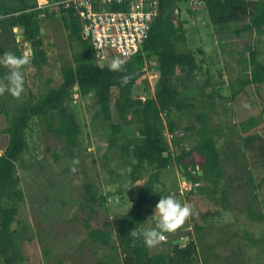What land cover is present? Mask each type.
<instances>
[{"label": "rangeland", "instance_id": "obj_1", "mask_svg": "<svg viewBox=\"0 0 264 264\" xmlns=\"http://www.w3.org/2000/svg\"><path fill=\"white\" fill-rule=\"evenodd\" d=\"M188 5L185 1L180 6L183 28L176 35L181 39L176 47L179 52H195L201 67L191 79H185V73L179 71L175 85L183 98H189L196 108L164 112L165 133L169 131V121L175 122L178 135L172 139L171 150L176 156L179 148L173 144L175 139L195 144L196 134L187 133L183 137L184 129L197 123V114L209 113L211 124L218 132L225 177L218 185L208 186L206 193L201 191L202 183L193 196L189 194L184 198L178 194L181 168L172 164L163 170L165 187L157 188L155 203L161 196L172 195L181 203H188L193 215L174 232L162 233L169 241L160 240L148 247L151 254L166 250L171 255L170 241L182 239L183 245L189 237L195 238V225H203L205 242L209 245L205 255L209 256L211 264H264V170L244 152L240 134L242 123L250 118L255 119L257 131L262 133L264 126V87L246 85L245 93L241 92L252 69L249 50H257V59L264 62V35L258 31L239 34L242 24L217 30L202 6L190 15ZM0 27L3 39L0 57L8 52L27 55V51L30 57V63L23 66L22 94L18 98L7 92L0 95L1 155L8 144V136L2 133L8 125V114L35 103L50 87L62 84V67L72 63L78 43H70L69 31L60 14L49 16L42 22L41 37L47 52L46 62L35 65L31 62L33 54L29 42L21 38V30L11 31L5 20ZM8 39L14 44L5 41ZM157 64L154 58L147 60V70L133 87L132 100L154 95L159 82ZM8 71L0 64V83L6 82ZM77 90L74 88L73 100L68 104L81 127L77 148L70 147L58 134L57 115L49 120L35 118L30 124L28 148L17 162L18 188L24 192V201L18 204L20 222L14 224L8 236L7 250L0 257V264H124L120 251L113 252L91 242L85 224L88 221L96 225L91 209L108 217L125 213L148 179L149 173H146L141 183L135 182L132 163L121 157L120 146L130 144L133 148L140 140L139 124L134 120L132 109L122 114L113 103V122H121L122 131L111 148L110 123L104 117H97L100 111L97 98L92 94L82 99ZM113 94L116 98L117 91ZM121 115H125L127 121H121ZM167 141L171 144L169 139ZM74 158L78 159L77 164H73ZM201 173L199 170L197 175ZM87 185L94 189L100 187L105 196L110 197L108 212L97 205L86 207L89 203ZM153 208H147L145 226L154 227L153 217H150ZM99 220L97 224H102Z\"/></svg>", "mask_w": 264, "mask_h": 264}, {"label": "trees", "instance_id": "obj_2", "mask_svg": "<svg viewBox=\"0 0 264 264\" xmlns=\"http://www.w3.org/2000/svg\"><path fill=\"white\" fill-rule=\"evenodd\" d=\"M184 2L185 0H161L159 15L155 19L143 51L129 58L111 52L110 61L106 60L101 65L90 38H84L85 22L74 8L60 6L41 10L37 7V0H0V13L7 16L4 20L8 27L11 31H14V28L23 30L24 39L32 45L33 64L42 65L46 62L47 52L41 38L42 22L51 15L62 16L69 31L70 43L72 45L78 43L72 56V63L62 67V84L50 87L43 98L35 103L24 105L17 111L9 113L8 125L2 130V133L8 136V144L0 155V257L6 253L8 236L14 224L20 222L18 204L24 201V192L18 188L17 162L28 148L27 134L30 124L35 118L48 119L57 115L58 134L70 147L77 148L80 145L81 127L76 114L68 108V104L73 100L74 88L78 86L77 93L82 99L92 94L97 98L100 106L97 117H104L105 121L110 123L111 148L116 145V138L122 131L121 122H113V103L122 114L132 109L134 120L139 124L140 140L133 148L130 144L120 146L121 157L132 163V177L135 182L141 183L143 175L149 173L148 179L138 191L136 200L125 213L114 217L104 215L105 219L99 220L104 216L91 209L92 214L96 216V225L88 221L85 224L91 242L113 252L120 251L124 264H211L209 256L205 255V248L209 245L207 246L205 242L206 228L203 225H195L197 233L195 238L189 237L183 247L180 243L170 241L173 249L171 255L166 250L151 254L150 248L144 242L142 230L148 221L147 208L156 205L154 197L157 188L165 187L162 171L172 164L178 165L185 176L204 183L201 191L205 193L208 186L218 185L225 177L217 139L218 132L211 124L209 113L197 114V123L184 129L185 135L196 134L198 139L195 144H188L185 139L182 142L180 138L175 139L173 144L179 148L176 156L171 150L172 143L169 144L165 135L164 112L171 110L183 112L196 108L189 98H183L175 85L179 71L185 73V79H191L201 67L195 52H179L176 47L177 42L181 40L177 39L176 35L178 32L181 33L183 28L180 6ZM203 3V9L217 30L242 24L239 34L242 32L252 34L258 31L264 35V0H204ZM176 9L180 10L178 15L175 13ZM193 11L196 10H192L188 5V13L193 15ZM4 20L0 21V25ZM0 30L2 33L1 27ZM2 40L0 37V41ZM5 41L13 43L9 39ZM199 52L203 54L201 49ZM249 52L251 53L249 65L252 69L250 77L244 80L241 92L245 90L246 85H254L261 89L264 87V62L257 59V50L250 49ZM16 55L21 56V53L17 52ZM115 57L124 61V71L110 70L109 65ZM152 58L158 62L155 66L159 75L156 91L146 100L140 98L132 100V91L139 78L138 74L145 72L147 60ZM125 75L129 79L127 83H122L121 78ZM114 90L117 91L116 98ZM262 115L264 118V112ZM120 119L123 122L127 121L125 115H121ZM168 124V130L174 135V139L178 135L175 132L176 124L171 120ZM255 124L253 118L242 123L241 146L254 164H258L263 171L264 126L261 133L254 129ZM197 166L202 173L192 176L190 168ZM86 189L89 193L87 197L89 203L86 207L97 205L108 212L110 197L105 196L100 187L94 189L92 185H87ZM194 193H191L192 196ZM122 202L124 203L123 198ZM98 220L102 224H97Z\"/></svg>", "mask_w": 264, "mask_h": 264}, {"label": "built area", "instance_id": "obj_3", "mask_svg": "<svg viewBox=\"0 0 264 264\" xmlns=\"http://www.w3.org/2000/svg\"><path fill=\"white\" fill-rule=\"evenodd\" d=\"M161 0H37V7L41 10L58 8H74L85 22V33L93 44L94 50L102 65L104 61H110L111 52H115L123 58H129L144 49V44L150 37L152 26L160 12ZM192 10H198V6H204V0H185ZM178 15L179 9L175 10ZM43 16H45L43 14ZM7 16L0 13V21ZM17 28H14V30ZM1 32V30H0ZM147 66V65H146ZM146 67L144 71H146ZM146 100L145 97H139ZM169 133V137L167 136ZM172 143L174 135L165 133ZM184 135V133H183ZM199 166L190 168L191 175L197 176ZM179 195H186L198 190L202 182L181 173ZM183 198V199H184ZM162 241L169 239L162 234ZM184 246V244L182 245Z\"/></svg>", "mask_w": 264, "mask_h": 264}, {"label": "clouds", "instance_id": "obj_4", "mask_svg": "<svg viewBox=\"0 0 264 264\" xmlns=\"http://www.w3.org/2000/svg\"><path fill=\"white\" fill-rule=\"evenodd\" d=\"M30 63L28 55L17 56L12 52L3 54L0 57V64L5 65L9 71L6 75V82L0 83V95L5 92L12 97L18 98L24 91L23 66ZM124 61L119 57L112 59L109 68L112 71L121 72ZM127 75L121 78L122 83H127ZM78 159H73V164H77ZM75 170V169H73ZM193 215L192 207L188 203H181L172 195L161 196L154 207V212L150 217H155V226H145L143 231L144 242L151 247L163 239L162 233L174 232L185 220Z\"/></svg>", "mask_w": 264, "mask_h": 264}, {"label": "water", "instance_id": "obj_5", "mask_svg": "<svg viewBox=\"0 0 264 264\" xmlns=\"http://www.w3.org/2000/svg\"><path fill=\"white\" fill-rule=\"evenodd\" d=\"M21 33H23V30H21ZM88 36V31H86V33L84 34V38H87ZM21 38L24 39V36L21 35ZM29 48L31 50V53L33 54V50H32V45L29 43ZM26 54L28 55L29 52L27 51ZM142 75V72H139L138 76ZM76 89H78V86L75 87ZM180 244H182V240L180 241Z\"/></svg>", "mask_w": 264, "mask_h": 264}, {"label": "crops", "instance_id": "obj_6", "mask_svg": "<svg viewBox=\"0 0 264 264\" xmlns=\"http://www.w3.org/2000/svg\"><path fill=\"white\" fill-rule=\"evenodd\" d=\"M155 207V206H154ZM154 209V208H153ZM152 221H153V224H154V226H155V223H156V221H155V217H153L152 219H151ZM182 239H174V243H180V241H181ZM169 241V240H168Z\"/></svg>", "mask_w": 264, "mask_h": 264}]
</instances>
